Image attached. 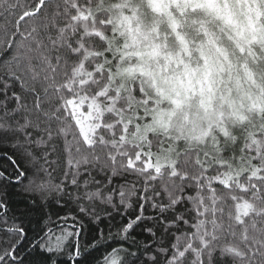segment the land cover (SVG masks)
I'll list each match as a JSON object with an SVG mask.
<instances>
[{
	"label": "snow or ice",
	"instance_id": "snow-or-ice-1",
	"mask_svg": "<svg viewBox=\"0 0 264 264\" xmlns=\"http://www.w3.org/2000/svg\"><path fill=\"white\" fill-rule=\"evenodd\" d=\"M0 264H264V0H0Z\"/></svg>",
	"mask_w": 264,
	"mask_h": 264
}]
</instances>
